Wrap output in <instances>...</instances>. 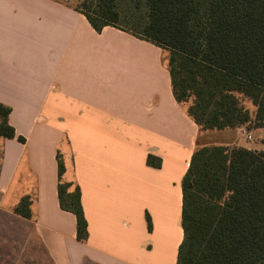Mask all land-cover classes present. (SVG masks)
I'll list each match as a JSON object with an SVG mask.
<instances>
[{
  "label": "crops",
  "instance_id": "1",
  "mask_svg": "<svg viewBox=\"0 0 264 264\" xmlns=\"http://www.w3.org/2000/svg\"><path fill=\"white\" fill-rule=\"evenodd\" d=\"M77 4L0 0V103L16 133L0 137V264H176L195 147L264 152V128L209 141L175 100L163 51L114 27L97 33ZM57 154L80 188L86 242L59 206ZM26 196L30 219L13 212Z\"/></svg>",
  "mask_w": 264,
  "mask_h": 264
},
{
  "label": "trees",
  "instance_id": "2",
  "mask_svg": "<svg viewBox=\"0 0 264 264\" xmlns=\"http://www.w3.org/2000/svg\"><path fill=\"white\" fill-rule=\"evenodd\" d=\"M76 9L97 33L114 27L167 51L172 94L201 131L264 128V0H82ZM10 111L0 103L1 138L16 137ZM146 163L161 166L152 155ZM64 173L57 154L59 206L86 242L80 188ZM181 190L176 264H264V152L197 144ZM30 205L23 197L13 212L30 219Z\"/></svg>",
  "mask_w": 264,
  "mask_h": 264
},
{
  "label": "rangeland",
  "instance_id": "3",
  "mask_svg": "<svg viewBox=\"0 0 264 264\" xmlns=\"http://www.w3.org/2000/svg\"><path fill=\"white\" fill-rule=\"evenodd\" d=\"M67 2H69V3H72V4H75V1H77L78 2V4L82 1V0H66ZM77 4V5H78ZM131 35V34H130ZM133 36V35H132ZM135 37V36H134ZM135 38H137V37H135ZM137 39H139V38H137ZM141 40V39H140ZM162 50V49H161ZM163 51V55H165V57H167L168 58V52L167 51H164V50H162ZM239 100H240V103H241V105L244 107V108H246V109H248L249 110V112L251 113V114H253L254 112H255V107L252 105V103H251V101H249L248 99H246V98H244V97H239ZM185 106V108H187V106H188V104H185L184 105ZM207 134H212V135H208V137H207V139H209V141H212V142H217V141H219V140H221L222 138H221V134L220 133H218L217 131H212V132H208ZM207 136V135H206ZM205 137V136H204ZM13 225H14V229H17V226H16V224H14L13 223ZM10 226V225H9ZM9 226H7L8 228H9ZM9 231V230H8ZM9 238L10 239H12V236L10 235L9 236ZM12 241L13 242H15L16 244H17V247L18 248H21L25 243H26V241H24V239L22 240V237H21V234L19 233H14L13 234V239L12 240H10V243H12Z\"/></svg>",
  "mask_w": 264,
  "mask_h": 264
},
{
  "label": "built area",
  "instance_id": "4",
  "mask_svg": "<svg viewBox=\"0 0 264 264\" xmlns=\"http://www.w3.org/2000/svg\"><path fill=\"white\" fill-rule=\"evenodd\" d=\"M247 139H248V140H251V137L248 135V136H247Z\"/></svg>",
  "mask_w": 264,
  "mask_h": 264
}]
</instances>
